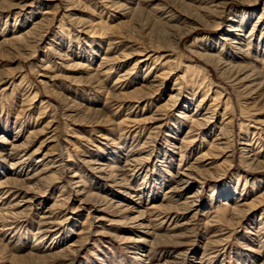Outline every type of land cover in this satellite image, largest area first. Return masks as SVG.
Here are the masks:
<instances>
[{
	"label": "rangeland",
	"instance_id": "374dc122",
	"mask_svg": "<svg viewBox=\"0 0 264 264\" xmlns=\"http://www.w3.org/2000/svg\"><path fill=\"white\" fill-rule=\"evenodd\" d=\"M2 1L0 135L10 143L0 142V180L18 176L10 163L20 157L24 162L17 168L30 174L45 154L62 165L51 169L47 181L33 185L40 204L23 206L17 215L5 211L0 220V264H139V249L127 241L135 233L127 215L111 205L97 212L92 201L80 213L71 209L77 198L70 177L75 172L94 201L106 197L129 203L119 194L123 187L85 162L104 158L119 167L122 182L145 203L144 216L158 242L154 237L143 249L153 264H167L174 254L181 258L175 264H189L192 258L203 264H264V170L248 157L254 154L264 162V106L245 100L195 51L196 34L202 44L224 48L217 32L227 27V14L220 19V31L201 30L179 42L157 30L161 16L155 8L167 14L185 0H76V8L69 11L70 1L35 0L33 7L19 12ZM263 3L259 0L247 13L246 31L262 13ZM233 6L242 8L239 2ZM198 16L199 21L210 20ZM38 40L41 44L35 46ZM257 48L251 51L262 59L258 66L264 69V54ZM141 52L153 56L135 64ZM103 57L109 59V71L105 68L101 75L97 70ZM160 71L166 76L159 78L156 92L148 94L144 86ZM142 95L148 97L136 102ZM201 98L205 101L198 107ZM163 104L164 119L150 120ZM197 116L199 125L193 121ZM205 116L215 125H208ZM190 129L193 133L187 134ZM220 136L227 142L224 147L210 149ZM185 137L186 143L181 141ZM241 142L248 147L243 149ZM12 143L14 154L9 155ZM205 153L211 158L198 159ZM127 158L136 159L135 165L121 171ZM190 167L210 179L191 189H200L206 203L197 213L187 195L169 192L177 184L176 174ZM14 193L10 199H15ZM243 202L251 204L234 209ZM40 206L52 208L51 217L60 221L52 232H41L48 225L41 224ZM51 240L63 244L50 248ZM73 248L78 250L75 255Z\"/></svg>",
	"mask_w": 264,
	"mask_h": 264
},
{
	"label": "bare ground",
	"instance_id": "6f19581e",
	"mask_svg": "<svg viewBox=\"0 0 264 264\" xmlns=\"http://www.w3.org/2000/svg\"><path fill=\"white\" fill-rule=\"evenodd\" d=\"M5 1L10 2V4H8V5H9V8L11 10L19 9L18 12L24 11L30 7H33L35 4V0H5ZM64 1L65 2L67 1V4H69L68 3L69 1L71 2V5H68L69 6V8L67 9L68 11L71 10L72 8H76L74 6L76 0H64ZM134 1L135 0H132L131 2H134ZM145 1H147L150 4H153L155 0H145ZM234 1L241 3L242 8L239 10H235L236 8H234V6H233V4L235 3ZM258 1L259 0H185V1H183V5L177 4V6H172L171 8H174V11H171L167 14H162V11L164 10L162 8L158 7L155 9L157 10L158 14L161 16V21L157 26V30L163 34H167V35L171 36L173 39L178 40L179 42L185 41V39L188 36H190L192 34H196L197 32H199L201 30L209 29V30L220 31V24H221L220 19H221L223 14H227V18H226L228 21L227 27L223 30V32H217V36L219 35V37L223 41L224 48L222 47L221 49H218L212 45L202 44L201 43L202 38H199L197 36L198 34H196L194 44H195V47L197 50H195V51L200 56V58H202L204 60V64L208 68H211L209 70L213 69V70L220 72V74L224 78L227 79L229 84H231L238 91L239 95H241L245 98V100H247L248 102H250L252 104L253 103L260 104L261 103L262 107H263L264 106V72H263L264 69H262L258 66V63L259 64L262 63V59L254 56L252 54L251 49L258 47L256 51L258 52L259 50H261V53L264 54V3H263L262 13L257 17V19L255 20L253 25L249 28V30L246 31V27L249 24L248 23L249 21L246 19V15L248 12L255 10V8H252V7ZM173 3H172V5H173ZM199 13H201V14H199ZM195 15H199L198 16L199 19H202V15H205V16L210 17V20L208 19L206 21H203L204 22L203 23L202 21H199L195 17ZM29 31H31V30H29ZM32 32H33V30H32ZM27 34L29 35V33H27ZM17 38L20 39L21 37L20 36L14 37V39H17ZM167 38H168V36H167ZM35 44H34L35 46H38L41 44V42L38 40V41H36ZM191 46H194V45H191ZM260 46H262V47H260ZM147 52H148V50H147ZM140 56H141V58H139L135 64L147 63L148 60L151 59V56H153V54L141 52ZM167 56L169 57V54H164V57H167ZM62 59H63V57H62ZM43 62H45L44 59H43ZM108 62H109V59L106 57H103V60H102L101 64L99 65L100 67L97 70L99 72V74H101V75L105 74L103 72H105L104 70H105V68H107L106 66L109 64ZM49 64H50V62H49ZM48 67H49V65L44 63L43 68L47 69ZM108 68H109V66H108ZM107 71H109V69ZM160 72H159L160 74L153 75V78L150 80L149 85L144 86L145 88H147L149 90V92L147 91L148 94H152V93L156 92V90H157L156 87L159 86L157 83V82H159V78H162L167 73L165 71H163V72L160 71ZM168 72H171V71L168 70ZM122 80H124V79H122ZM171 90L173 91L175 89L171 88ZM172 91H171V93H173ZM196 93H197L196 91L193 93V98H194V95H196ZM144 94H146V93H144ZM179 95H180V92H177V94H175V96H173V97H175L174 99L178 98ZM189 95H191V94H189ZM146 97H148V95H142L139 97L137 96V98L135 100H136V102H138L139 100H142L143 98H146ZM171 97H172V95H171ZM204 101H205V99L201 98V101L197 106L200 107L201 103ZM166 107H167V104L161 105L156 110V112L152 115V117H150V120H154L157 123L161 122L164 119V117H163V113H161L160 110H162L163 108H166ZM208 109H211L210 105H209ZM212 111L214 112V110H212ZM213 112L211 114H214ZM205 117H204V119H205V121H207L208 125H209V123H212L211 117L208 119H207V116H205ZM199 119L200 118H198V116H197V119H193L194 123H198V125H199V123H200ZM212 124L215 125L214 122ZM191 133H193L192 129H190L187 132V134H191ZM224 138L225 137H223V136L218 137L219 142L218 143L216 142V144L213 143L211 145L210 149H212V148L219 149V150L222 149L221 145L223 146V144L227 143L224 140ZM195 140L196 139H190V142H195ZM2 141L10 143V141L4 135H0V142H2ZM181 141L185 142L186 137H185V139H183ZM240 144L243 145L242 146L243 149L248 147L247 146L248 143H246V142H241ZM14 146H15L14 143H12V147L10 150L11 152H7V154L9 153V155H11V153L13 152V150L15 148ZM225 148H226V146H225ZM13 154H14V152H13ZM207 154L208 153L200 155L198 159L206 160L207 158H211ZM228 156H230V155H228ZM248 157H249L250 162L252 164H256V168L264 170V162L258 160V158L254 154H250ZM23 160H24L23 157H20L19 160H17V161L14 160L13 162L10 163V169L12 170L13 173L18 175L17 177H15V178L7 177L3 180H0V190L6 189V190H4V194L2 193V195L0 197V220H1V218L4 219L5 211L7 213L17 215L18 213H15V212H17L23 206H25V207L27 205L28 206H35V205L40 204V201H38V195H36L38 192L35 190L36 185L38 184L37 186H39L40 182L43 183V181H47V179H48L47 174L51 171V169L62 165L61 163L57 164L58 161H57V159L54 158V155H49V154L46 155L45 154L42 158H39V160H38V162L40 163V167L38 169H36L33 173L30 174L24 168H21V167L19 169L17 168V166H19L18 164H21L24 162ZM135 160L131 159V158H127V160L125 162V166H124L125 169L123 167V169L121 171L126 170L127 167H133V165H135L134 164ZM197 161H199V160H197ZM85 162L93 170H95L99 175H101V176L105 175L103 177L106 180L110 181L111 184H113L115 186L123 187L124 189L121 188V190L119 191V194L121 193L124 196H127L126 199L129 200V203H126L123 201L121 202L120 200H117V199L116 200L115 199H109V198L107 199L106 197H103V198L101 197L99 199L96 198L97 200L94 201L93 200L94 195L87 193L82 188V183H79V181L76 180L77 178H79L80 175L78 172H75V173L71 174L70 177H71V180H73V183H75L74 184V187H75L74 188V195L77 198L72 199L71 209L73 210V212H75V214H77L78 212L80 213V211H82V209H84L86 207V205L89 203L88 201L94 202V206L96 207L95 211H97V212H104L105 209H107L106 208L107 205H111L113 207H116L118 209V211L127 215V217H129L131 219V222L134 223V224H131V225H133L132 227L135 230L134 236L128 237L127 241H128V243H132V245H135L139 250L142 251V252L139 250L137 251L138 252L137 254H139V257H138L139 261H140L139 264H153V262L149 260L150 255H148V253L146 252L147 250L143 249L149 242L153 243L152 239H154V237H155V241L157 239L156 234L153 231H151L150 225L147 222L146 217L144 216L145 213L147 212V211L145 212L143 210L145 207V203H142L140 200H138V198L136 197L137 195L134 194L136 191L132 187H127L126 183L122 182V178L120 177V175L118 173V171L120 170L119 167L116 165H114V166L112 165L113 167H111V165H109L110 164L109 159H105V158L101 159V160H96V159L90 160V159H88ZM217 167H218V165H217ZM194 171L195 170L192 169L191 167L186 169V170L179 171L175 176L177 184L172 189L170 188L171 190L169 192H171V195H177L176 193H178L180 195H187L189 207L192 208V210L197 213L204 206H206V203L203 200L202 195L200 194V189H197V191L191 190V189L195 186L201 188L202 183L205 182L206 180H210V179H208L207 177H203L201 175L197 176L198 174H195ZM11 181L15 182L14 186L13 187L10 186V187L6 188L7 186H9L6 184L10 183ZM34 184H36L35 187L33 186ZM44 185H45V183H44ZM124 186L127 189H125ZM41 191H43V190H41ZM13 193H14L15 199H13V198L10 199L9 196ZM19 195L22 197V199H20V200L16 199V198H18ZM227 195H229V194L227 193ZM69 200H71V197H69L67 199V202H70ZM249 204H251V203H249ZM249 204L243 202V204H241V205L240 204L236 205V207L234 209L236 210L241 206L246 208V207H248ZM72 206H74V207H72ZM186 206H188V205H186ZM156 207H158V206H156ZM39 209H41V213H42L40 216V218L42 219L41 224L48 225V229L47 228H44L43 230L41 229L42 230L41 232H43V233H47L49 231L52 232L51 227L56 222H60V221H54L53 218L51 217L50 211L52 208L51 209L50 208L44 209L42 206H40ZM105 219L106 218H104V217L99 218V220H105ZM125 223H127V222L125 221ZM55 237H57V236L53 235V238H55ZM156 242H158V241H156ZM61 244H63V241H60V240H57L54 242L52 241L49 244V247L54 248V249H58ZM178 245H180V244H178ZM68 246L73 247L74 245L72 244V245H68ZM33 248H36V246L34 245ZM70 251H71V249H70ZM72 251H73L72 253L75 255V253L78 250L76 248H73ZM58 252L61 253V250L59 249ZM53 253H55V252H53ZM68 253H70V252H68ZM186 253H188L187 250H186ZM186 253H185V255H186ZM170 258L171 259L166 260L167 264H175L179 257L177 255L175 256V254H174ZM179 259H181V258H179ZM189 264H203V263L200 260H196V259L192 258V259H190Z\"/></svg>",
	"mask_w": 264,
	"mask_h": 264
}]
</instances>
